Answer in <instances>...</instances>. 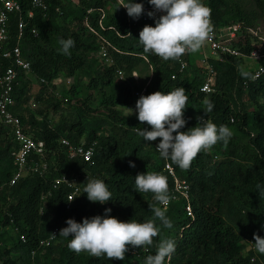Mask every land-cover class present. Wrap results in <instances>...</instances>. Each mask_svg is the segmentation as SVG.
<instances>
[{"label": "trees", "instance_id": "trees-1", "mask_svg": "<svg viewBox=\"0 0 264 264\" xmlns=\"http://www.w3.org/2000/svg\"><path fill=\"white\" fill-rule=\"evenodd\" d=\"M136 2L151 6L148 0ZM253 2L252 10L244 7V0H206L203 3L210 9L215 28L240 24L245 31L264 24V0ZM29 9L25 2L24 10ZM63 9V16L47 18L37 12L29 24L22 50L32 65V74H21L13 109L21 117L26 131L46 144L49 170L45 175L29 174L16 185H10L17 170L12 153L19 146L11 129L0 124L1 264H35L36 261L39 264H144L148 255L155 254L154 245L145 246L147 252L140 258L132 256L129 250L124 260H112L106 255L77 254L67 247L68 240L62 237L47 249L40 248V243L56 228L60 231L67 227L68 219L82 223L84 218L104 215L108 208L112 209V216L124 222L135 219L143 223L150 219L151 206L158 204L154 194L134 191L135 177L147 172L166 176L170 193L179 197L171 202L167 212L173 228H163L157 221L160 232L154 237V244L163 238L175 241L172 264H253L252 257L245 256V242L264 227V198L257 192L258 184L264 186V75L248 88L244 83L260 64L252 72H243L245 58L229 55L224 60L211 59L217 72V86L214 93L206 94L202 92L206 83L205 67L199 54L186 52L182 58L187 62V69L181 72L178 60L165 61L144 52L138 41L139 33L146 25L155 27L153 21L134 25L135 19L129 22L124 8L112 0H81L79 5H63ZM90 10L94 12L89 15ZM102 11L104 30L99 25ZM14 19L10 24L13 37L17 29ZM87 19L90 26L118 50L110 51L113 65L107 66L98 58L101 44L87 27ZM35 28L39 31L38 38L31 33ZM59 38L75 40L70 57L58 51ZM235 46L244 55H250L253 50L249 39L246 44L240 40ZM141 67L153 73L146 95L157 91L168 93L178 87L186 90L185 119L189 122L182 131L197 126V118L204 115V101L209 99L214 109L205 118L217 126L227 125L233 133L230 142L217 143L201 151L187 170L171 160H163L156 150L162 138L147 144L137 130H151V126L140 122L135 113L130 120L124 119V112L136 107L137 94L144 90L133 80L134 73ZM121 74L123 81L130 79V84L118 83ZM59 79L74 80L70 93L75 99L64 97L61 101L70 105L76 101V105L71 106L74 113L66 116L61 110L62 103L48 101L43 110L37 103H29L26 110L23 108L32 100L31 90L35 85L42 90H54L58 86L53 83ZM85 80H88L87 85ZM79 89L85 91V98L78 97ZM98 93L101 94L99 109L105 113L103 120L96 116L98 110L93 107ZM38 100L42 101V96ZM53 112L61 113L60 122L56 123L51 117ZM105 125L108 128L103 132ZM64 139L74 145L83 141L88 145L96 143V165L91 167L81 158L72 159L68 148L61 143ZM131 163L136 166L131 167ZM168 164L176 178L188 184L190 201L181 193H175L176 181L167 170ZM73 175L80 176L82 191L67 210L71 189L65 185L55 188V183ZM88 177L106 183L112 193L107 204L87 199L84 184ZM9 230L14 238L2 248L1 237L8 235ZM22 236L26 243L21 240Z\"/></svg>", "mask_w": 264, "mask_h": 264}, {"label": "clouds", "instance_id": "clouds-1", "mask_svg": "<svg viewBox=\"0 0 264 264\" xmlns=\"http://www.w3.org/2000/svg\"><path fill=\"white\" fill-rule=\"evenodd\" d=\"M148 3L155 9L147 13L155 19V27L146 25L139 33L138 41L145 53L165 61L179 60L186 52L196 53L205 45L210 33V9L202 0H148ZM122 7L133 19H139L145 12L144 4L136 0H126ZM157 13L163 14L157 19ZM58 45L60 54L70 57L76 42L71 38H59ZM187 102L186 90L178 87L168 93L157 91L141 96L135 108L138 120L151 126V130L137 128L145 143L162 138L156 146L159 156L184 170L191 167L198 153L211 149L217 143L227 145L233 135L227 125L217 126L205 118L214 109V103L209 99L204 101V115L197 118V126L182 131L189 122L185 119ZM130 166L134 168L136 165L131 163ZM134 182V191L154 194L158 204L151 206L152 217L143 223L135 219L124 222L112 216V209L108 208L104 215L84 218L82 223L68 219L67 227L60 230L59 237L68 240L70 250L77 254L87 252L95 257L106 255L112 260H124L129 246L144 249L154 245L155 254L148 255L144 264H170L176 251L175 241L163 238L154 244V237L160 232L157 221L163 228H173L167 206L175 196L169 191L167 177L147 172L138 174ZM257 189L259 196L264 198V186L258 184ZM84 193L89 201L101 205L107 204L112 197L106 183L99 178L88 177ZM254 239L256 251L264 254V238L256 234Z\"/></svg>", "mask_w": 264, "mask_h": 264}, {"label": "built area", "instance_id": "built-area-1", "mask_svg": "<svg viewBox=\"0 0 264 264\" xmlns=\"http://www.w3.org/2000/svg\"><path fill=\"white\" fill-rule=\"evenodd\" d=\"M81 0H0V124L9 127L15 140L18 144V149L12 153L14 164L17 167L16 173L12 178L10 185H16L21 179L25 178L29 174L45 175L49 170V164L47 161V147L45 142L35 139L27 131L23 125L21 117L14 112L16 106L15 92L19 86V79L21 74L31 75L32 65L27 61L23 55L22 41L25 38V33L32 22L37 12H40L45 18L51 15L63 16L64 9L63 5L74 4L79 5ZM116 1L121 6L125 3V0H112ZM28 3L30 9L24 10V4ZM124 8V7H123ZM127 13V9L124 8ZM149 11H155L152 6L145 7L144 14L139 18L135 19L134 25H138L142 22L153 21L155 19L150 18L147 13ZM94 10H90L88 14L93 13ZM102 17L99 25L104 30L103 21L105 14L102 11ZM163 13H157L156 18L158 19ZM129 22L132 17L127 13ZM12 18L17 22V29L15 36L13 37L10 30V24ZM210 20V33L205 45L200 51L195 54H199L201 62L205 67L206 83L202 87V92L211 94L216 91L217 86V72L211 63V59L224 60L227 56L242 57L245 60H249L255 65H259L253 76L246 80L244 85L248 88L251 82L259 80L264 75V66L262 60H264V24L257 25L243 29L239 24L230 25L217 29L213 26L211 17ZM86 25L89 30L98 36L101 48L98 56L100 60H103L107 66L113 65L114 62L110 58V51L118 50L104 37L100 36L99 33L90 26L88 19ZM32 35L38 38L39 31L35 28L31 30ZM248 39L253 46V50L250 55H244L240 49L235 46V43L242 40L244 44L248 42ZM188 53V52H187ZM191 54V53H190ZM194 54V53H192ZM181 72L187 69V62L181 57L179 60ZM121 79L124 76L121 74ZM135 79H139L138 75L134 74ZM176 77H174L175 79ZM42 83L46 84V81L42 80ZM63 84L62 79H59L53 83L55 86ZM146 87L143 91L137 94V101L141 96L146 95ZM69 150V155L72 159L81 158L91 167L96 165L95 149L96 143L88 145L83 141L79 145L72 144L69 140H62L61 142ZM167 170L175 177V193H181V195L189 201V186L185 181H180L176 178L175 171L170 164L167 165ZM65 185L71 189V193L68 196L67 210H70L73 202L81 193L82 188L80 184V176L73 175L71 178L63 177L62 179L56 180L55 188ZM177 200L179 197L174 195ZM105 205V204H103ZM167 206V208L169 207ZM190 214H192L191 207H188ZM59 229H55L51 234H55L57 237L50 235L48 239L43 240L40 243V248L47 249L51 247L59 237ZM21 240L26 243L27 240L24 236ZM147 252V249L132 248L130 246V254L134 257L140 258L141 254ZM172 261V259H171ZM170 264H172L170 262Z\"/></svg>", "mask_w": 264, "mask_h": 264}, {"label": "rangeland", "instance_id": "rangeland-1", "mask_svg": "<svg viewBox=\"0 0 264 264\" xmlns=\"http://www.w3.org/2000/svg\"><path fill=\"white\" fill-rule=\"evenodd\" d=\"M206 0H202V2H204ZM245 1V4H244V7H246L248 10H252L254 9L255 7V4L253 2V0H244ZM264 22V21H262ZM242 71H246V72H252L256 69V65L254 63H252L251 61L247 60L243 63L242 67H241ZM138 75H139V80H136L135 79V76L133 75V80L135 81L136 85L138 86H141L142 88L144 87H147L149 84H150V80L152 78V70H150L149 68L147 67H141L139 71H137ZM126 76V75H125ZM122 76H120L118 78V83H121V84H130V79H128L127 83L126 81H123L121 79ZM68 82V83H67ZM74 84V80L73 79H69L67 81H65L64 84H61L57 89H48V90H42V88L37 84L33 87V90H31L32 92V100L31 101H28L26 102L24 105H23V108L26 110L28 109L29 107V103H37L41 110L43 109H46V106L49 104L47 103L50 102V103H62V109L63 110V114L64 115H71V113H74V107L72 108L71 106H75L76 105V101H74L73 103L68 104V103H63L61 102L62 101V98H67V99H71V100H74L75 98L71 95L70 93V90H71V87L72 85ZM88 84V80H85V85ZM42 96V101H39L38 100V97ZM86 96V93L85 91H83V89H79V94H78V97L80 99L82 98H85ZM100 103H101V94H96V101L94 102V109H97L98 112L96 113V116L97 117H101V119L103 120L105 118V113L104 111L101 109H99L100 107ZM71 107V108H70ZM136 108V107H135ZM135 108H131V110H133V113H135ZM133 116L132 112L130 110L124 112V119L125 120H130L131 117ZM51 117H53V119L57 122H60V118H61V113H57V112H53L51 114ZM108 126L105 125L104 128L102 129V131L104 132L105 129H107ZM189 198H190V195H189ZM191 200V198L189 199V201ZM3 207H1L2 209ZM169 208V207H168ZM256 234H259V236L261 238H264V227H260L258 230H256ZM8 235L4 236V237H1V240H2V248L3 247H6V245L8 243H10V241H12V238H14V235L12 233V231H8L7 233ZM255 239H248L246 240L245 242V245H246V251H245V256L246 257H252V263L253 264H262L264 263V254H260L256 251V248H255V245L253 243H255ZM1 264V262H0ZM35 264H39V261H36Z\"/></svg>", "mask_w": 264, "mask_h": 264}, {"label": "crops", "instance_id": "crops-1", "mask_svg": "<svg viewBox=\"0 0 264 264\" xmlns=\"http://www.w3.org/2000/svg\"><path fill=\"white\" fill-rule=\"evenodd\" d=\"M125 2H126V1H125ZM99 42H100V41H99ZM98 58H99V56H98ZM135 73L138 75V73H137V72H135ZM135 73H134V74H135ZM138 77H139V75H138ZM136 80H137V79H136ZM138 80H139V79H138ZM62 81H63V84H64V83H65V81H64L63 79H62ZM67 83H68V82H67ZM59 86H60V85H59ZM59 86H58V87H59Z\"/></svg>", "mask_w": 264, "mask_h": 264}]
</instances>
